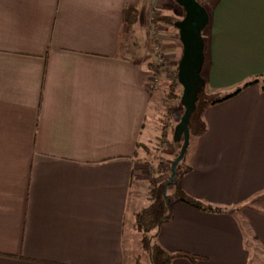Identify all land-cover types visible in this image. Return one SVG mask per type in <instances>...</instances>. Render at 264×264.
<instances>
[{"label": "crops", "instance_id": "1", "mask_svg": "<svg viewBox=\"0 0 264 264\" xmlns=\"http://www.w3.org/2000/svg\"><path fill=\"white\" fill-rule=\"evenodd\" d=\"M153 9L152 0H0V264H125L126 229L148 202L141 151L152 141V73L126 53L127 37L142 49L143 33L148 49ZM263 74L264 0H220L206 92L230 94ZM203 118L179 185L229 212L174 200L157 243L199 264H264V91L248 87Z\"/></svg>", "mask_w": 264, "mask_h": 264}, {"label": "rangeland", "instance_id": "2", "mask_svg": "<svg viewBox=\"0 0 264 264\" xmlns=\"http://www.w3.org/2000/svg\"><path fill=\"white\" fill-rule=\"evenodd\" d=\"M196 1L203 6L208 13L212 14L213 9L220 0ZM158 3V0H156L153 12L151 13L152 19L150 20L149 28V38L151 43L147 40L148 49H143L145 45V37L142 33V35H139V44L142 46V49H138L139 46L135 47V45H133V42H131L133 39L132 37H127L129 51H126V53L132 57H140L142 60H145L146 63L144 66L147 67L148 71H150L149 64L151 63L162 66V74L157 77L152 76V80L148 83L152 93V104L147 122L151 121L149 124L151 134L149 136L152 141L147 145L149 152L147 155L144 154L143 149L141 151L142 158L144 157V160H146V165L151 167V169L149 168L147 170L148 174H146L150 179L146 182L147 194L145 197L148 198V202H142L144 208L150 203L149 199L151 198L150 195L152 190L151 181L153 178L155 179L157 177V169L160 167L161 172L163 173V170L168 167V161L174 160L177 154H179L182 142H174L173 148H170L163 145V140L166 135L169 140H173L175 128L180 124L185 112L184 106L181 102L183 94L182 87L179 86L176 88V99H173L172 95L169 94L171 91V85L177 79V69L182 56V45L179 40L178 32H176L174 28L164 25L161 21L163 17H171L175 22L182 20L185 16V11L182 7L177 5L174 0H163L160 3V7L157 6ZM141 22L142 24L145 23L144 18L141 19ZM162 27L168 28L175 36H177V45L161 43L163 35L161 33ZM143 31L145 32L144 28ZM203 38L206 40L208 39V28L203 32ZM177 47H179V50ZM182 169L184 170V165H182ZM164 176L165 177L158 181L162 182L168 175L164 174ZM172 199L173 197L170 201ZM124 240V249L126 248L125 264H149L147 254L143 251L141 246V235L138 233L135 225L126 229Z\"/></svg>", "mask_w": 264, "mask_h": 264}, {"label": "trees", "instance_id": "3", "mask_svg": "<svg viewBox=\"0 0 264 264\" xmlns=\"http://www.w3.org/2000/svg\"><path fill=\"white\" fill-rule=\"evenodd\" d=\"M217 6V5H216ZM215 9V8H214ZM213 9V11H214ZM210 16L211 21V15ZM126 20L131 24L137 19V13L134 8H128L125 13ZM164 25H168L176 30L174 27L175 21L171 17H163L161 19ZM176 32H178L176 30ZM205 48H206V40L204 38ZM205 65V63H204ZM149 70L152 73V76H160L162 74V66H158L155 63L149 64ZM203 77V71H202ZM205 81V87L202 93L199 95V100L196 104V109L191 117L189 124V135L190 139L201 137L207 131V126L204 121V113L205 111L214 105L223 103L231 98H234L239 93H241L244 89L259 85L262 91H264V74L257 76L240 87L236 88L230 94H208L206 92L207 81L203 77ZM179 83L177 79L171 85L170 95H172L173 99H176L177 94H175V90L179 87ZM181 87V86H180ZM163 145L165 147L173 148L174 140H169L166 135L163 140ZM139 148V146H138ZM187 154V152H186ZM179 154L175 157L174 160L168 161V167L163 170L165 175H168L162 182L158 181V179H152L151 181V198L150 203L147 207L140 210L135 216V227L138 233L141 235V246L143 251L147 254V258L149 259V264H172L176 259H184L189 261L192 264H199L202 260L196 256H193L188 253H176V254H168L164 251L160 245L157 243V237L161 227L168 223L172 218V203L174 200L182 202L186 205H189L198 210L209 212V213H228L229 211L224 208H217L210 205H206L198 200H195L188 196L179 185V178L183 173L182 165H184L186 155L181 163L178 165L176 169V177L172 184L169 185L167 189L165 186L169 184L172 172L171 166L173 162L176 160ZM165 171V172H164ZM157 173H161L160 167L157 169ZM172 191V193H171ZM173 199L170 201V199Z\"/></svg>", "mask_w": 264, "mask_h": 264}, {"label": "water", "instance_id": "4", "mask_svg": "<svg viewBox=\"0 0 264 264\" xmlns=\"http://www.w3.org/2000/svg\"><path fill=\"white\" fill-rule=\"evenodd\" d=\"M185 11L182 20L175 22L182 45V56L177 69V81L183 89L181 98L185 112L180 124L175 128L174 142H182L179 155L171 166L172 176L169 184L176 177V169L184 159L190 143L189 124L196 109L199 95L205 87L202 71L205 63V43L203 32L210 24L207 10L196 0H174Z\"/></svg>", "mask_w": 264, "mask_h": 264}, {"label": "built area", "instance_id": "5", "mask_svg": "<svg viewBox=\"0 0 264 264\" xmlns=\"http://www.w3.org/2000/svg\"><path fill=\"white\" fill-rule=\"evenodd\" d=\"M152 3H153V7H154V4L156 3V0H152Z\"/></svg>", "mask_w": 264, "mask_h": 264}]
</instances>
